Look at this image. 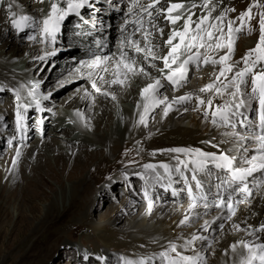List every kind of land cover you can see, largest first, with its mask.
I'll return each instance as SVG.
<instances>
[{
  "label": "bare ground",
  "instance_id": "bare-ground-1",
  "mask_svg": "<svg viewBox=\"0 0 264 264\" xmlns=\"http://www.w3.org/2000/svg\"><path fill=\"white\" fill-rule=\"evenodd\" d=\"M116 1V3H118V0ZM229 1L230 0H210L211 17L214 18L219 15L220 12L225 11L228 8ZM51 2L52 0H2L0 2V28L1 34L8 37L6 45H11L12 39H17L15 43L13 42L14 48L10 53H7L5 50L0 51V87H2L5 92L11 94L7 97H11L10 101L13 102V98H15L10 89H15L20 94L21 102H24L28 98L27 90H29V86L31 85L28 81L31 83L36 82L34 78L31 79L28 77L34 72V66L40 65L38 66L39 70L46 67L45 71H47L51 64L53 66L59 64L61 67L49 70L45 81L41 82V89L44 87L45 83H50V87H54L55 89L62 88L68 78H76L77 71L81 72V77L86 78L87 81L84 82L85 84L83 86L79 87V93L75 92L74 97H72L74 93L69 92L67 93L68 95L58 98L59 100L53 101V103L52 100H49V103L54 105V108L56 107L54 102H60V107L57 106L58 109H55L54 113L45 114L42 111L43 107L47 105L45 101L40 103L41 109H37L35 104H31L26 111L21 109L23 114L21 127L16 132H8L13 140H0L1 145L4 147V152L6 153V156L0 159V173L2 176L4 175L6 178L10 179L9 193L6 200L4 199V191L3 195H0V201L3 202V206H6L4 209L0 207V212H6V215L10 216L12 213L8 211L7 208L11 207L14 209V206H16V217L19 218V210L24 208L21 216L24 220L28 215H31L34 219H40L41 217L48 218L47 211L50 210L57 211L61 215L66 209H70L74 206L72 205L73 202L78 201V198L76 199V197H74V192L82 190L81 185L86 183L85 180L87 179L88 173L91 174L89 164L94 166L93 172L94 175H96L100 171H105L108 167L105 163L110 161L113 163V160L120 156L121 150L127 153L128 156L136 155L138 157L145 153L149 155L160 153V156H149L153 161L162 158L164 156L162 154H168L170 157H168L169 159L166 162L169 166L167 172L164 171V173H162L161 170L158 171L156 168L154 170L145 168L140 172L137 170L125 173L118 172L115 178L111 179L117 180L116 185L119 184L118 187L115 188L114 193L117 194V190L119 192L130 191V185L127 184L126 181H131V186L134 184L136 186L135 190L138 193H144L146 199H149V197L150 199L147 203L145 202V208L138 221L131 222L132 220H130V217H132V211L130 209L126 210L125 208L123 212L118 215L116 214L117 211H115V216L113 217H111L110 214L114 212L115 208L103 210V215L107 220L104 221V225L94 228L95 234L101 237L103 243V249L99 251V258L96 259V261H102L99 264H106L104 263L106 260V254L103 251L104 246H111L112 248L107 249L109 255H116V262L121 264L120 254H112L111 250L116 247V244H121L120 240H122V238H127L128 241L132 242L134 245V252L153 254L157 261L148 260L149 264L161 263V259L163 260V258L158 254L161 251L168 250L170 244H175L177 250L184 255L194 256L197 253L200 254L204 241L212 235L210 221L207 226L203 228L195 227L194 229H185L181 220H184L186 214H189L188 205L191 200L187 201L179 191L183 188L188 189V187H191V180L196 183V181L192 179L195 175L201 187L197 189L195 185L191 188L193 193L199 198L204 193L207 195V199H210V194H208L210 191L207 185H209L212 178H215V182L218 181L219 183L221 181V184L217 186L221 194L216 190V193L221 197V201L223 199L229 201L230 198L231 201L235 203V200L241 198V201H238L242 202L245 206L246 202H244V197L247 196V193H234L233 189L237 187V183H225L230 177L224 171L216 169L214 165H207L204 171H194L187 156L169 150L182 147L200 149L205 152L224 151L236 157V163L243 166V161L245 159L241 157L238 145L232 141L237 139L235 136L237 131H242L247 128V123L249 121L248 116L252 101L248 98L245 85L242 84L243 87L241 85V93L237 96V99L243 98L245 104L231 117L230 124H224L218 120L217 124L214 125L210 112L207 115L205 114L206 104L200 107L195 106L194 108L191 107L192 105L188 106L189 101L195 98L179 104H174L166 116L163 114L165 105L160 104L151 107L149 111L145 113L146 123L141 124L139 122V113L143 110V99L140 96V90L144 85L151 83L154 79L161 80L162 87L159 90V96L160 98L167 97L169 102H171L174 97H179L186 93L199 94L206 101L209 97V93H199L198 90L201 86H199V82L196 81H202L203 85L210 81H214L219 71V64L213 65L208 63L202 64L200 67L191 65L186 80L174 87L172 84H168V81L165 80L158 71V69L163 66L161 61H151V64H154L155 67H150L149 61L144 59L143 53H134L129 48L125 47L124 51L128 52L130 57L135 58L136 71L128 74L127 78H125L123 74L121 75L120 78L124 79L123 85L109 84L108 81L115 78L116 71L111 61L119 58L122 40L131 37L133 40L139 41L141 47H145L143 33H149L150 35H148V37L154 34L155 39H153V41L150 42V39L147 38L149 45L156 55L163 56L166 54L168 45L165 41L170 31L174 28H182L183 25L182 20L178 21L175 25L169 24L164 18L165 14L163 12L157 14V8H167L169 0H159L157 8L150 10L153 14L152 17L141 12L139 7L140 5L146 7L151 0H138L137 4H133V0H128L125 5L126 10L124 13L125 15L123 14L124 16H119L114 6H111L106 0H88V4L81 8L78 14L70 13L64 19L59 28L61 30L56 33L54 42L46 39L51 48L44 49L43 47L47 46L40 43L44 40V37L40 36L39 28L29 27L22 31H17L11 26L8 12L9 6H11L10 10L16 15L27 14L26 11L32 9L36 11L35 18L38 17L37 21H40L43 16L47 14ZM57 2L60 3L61 6H66V0H57ZM99 2L101 5L98 4ZM171 2L176 3L181 2V0H171ZM182 2L185 7L193 13L192 21L194 27L199 17L204 15L207 11L203 7V0H182ZM193 4L197 5V7L193 8ZM130 5L133 6L131 12H129ZM18 6L20 9H17ZM185 15H187V13H185ZM226 18H229V16L227 15ZM138 20L140 21L139 24L136 23ZM107 22H109L111 27H115L113 30L115 37H113V39L111 38V42L110 36L107 33V27H105ZM69 23H72L74 26L78 24L76 26H78V28L80 27V29H74ZM226 23L227 22H225V24ZM65 24H68L67 27L64 26ZM137 27H140L139 32L136 31ZM6 28L11 33L7 31ZM158 29L162 30V34ZM87 33H90L92 37H88ZM29 36H34L35 38L29 39ZM24 37H28L29 41L35 42L38 47L31 48L32 46L30 44L18 45L24 41ZM106 43L108 44L107 48L105 47ZM66 49H72L73 52L65 53L64 50ZM45 50H48V53ZM60 50L62 51L61 53H59ZM95 51L98 52V56H108L110 58V62L106 65L107 71L104 73V82L101 83L100 86L111 95H105L103 91L101 93L94 92L95 90L91 87L92 80L89 78L88 73L92 72V78L96 79V70L89 69L86 66L91 61L89 59L86 60V57L90 56V52ZM201 51L203 52V49ZM225 51L226 49L217 51L213 58L224 54ZM49 53L50 55H48ZM58 56H61V59H57ZM40 57H43V59H40ZM33 59H35L37 63L32 67L28 62ZM234 59V57H231L229 62L232 63V61H235ZM63 65L65 66L62 67ZM140 65L146 72L141 71ZM239 67L240 66L237 65V68ZM142 75H144V77L141 79V83L138 82L136 85L131 84L135 76L141 78ZM227 75L229 77L231 76V74ZM202 76H204V79L197 80V78L200 79ZM190 77L193 78L194 84L188 85ZM223 80L224 78L222 77L221 81L223 82ZM248 80L250 79L246 78L245 83H247ZM125 90H128L130 93L125 95ZM228 91H232V89L229 88ZM112 95L115 96V103L110 100ZM107 96L109 97L108 99ZM124 96H126L124 100H120ZM73 98L75 99L70 103ZM212 98L213 105L223 104L232 100V97L228 95L222 97L214 94ZM257 103L258 101H256V104ZM247 105H249L248 112ZM31 109L41 117L42 124H40L41 126L39 125L40 131L37 132L41 134L42 131H50L48 135L42 137L40 141L32 139V134L35 135L32 132L34 130V124L26 121L29 113L33 112L30 111ZM191 111H196L205 118L193 112L191 116L187 117L189 119L185 123H182V121H180L181 113ZM5 113L8 114V109L0 111L1 129L9 123L4 120L7 116H15L16 106L11 114L6 116ZM152 116L153 121L150 123V118ZM242 116H245L246 119H241L240 117ZM48 118L54 121L53 128H48L46 125V123H48L46 122ZM239 119L243 121L242 126H240L237 121ZM36 120L39 121V117H37ZM106 122H110V126H107ZM50 123L51 122H49V124ZM249 129L251 130V128ZM61 135H63L64 138L61 137ZM216 139L219 142H216ZM30 141H32V144L27 145ZM128 145H130L132 149L128 147ZM135 148L139 151L136 152ZM226 149L230 151L228 152ZM249 152H251V150H249ZM249 152H245L244 154L249 157ZM97 153H102V155L100 156L101 159L98 161V164L95 165V154ZM176 157L183 159L185 163L188 164V167L182 166L181 171L178 172L176 170ZM8 159L10 161H8ZM240 159H243V161ZM187 173L191 176L187 175L186 183L185 179L181 178V174L186 175ZM254 175L256 176L253 177ZM223 176L224 180L221 179ZM155 177L161 180L156 181ZM247 179H250L249 182L244 181L243 183L247 185L249 191L253 189L254 195L258 198L252 197L250 199L251 202H249L250 206L247 207V209L243 208L244 211L242 215L226 223V232L223 239L218 244V247L216 246L211 253V258L209 260L211 264H234L239 255L245 254V249L242 245H237L235 252L230 248V245L237 241L264 243V236H259L260 231H264L260 229V225L264 224V172L254 173L252 176L247 177ZM15 180L22 183V187L20 185H15ZM178 180H183V185L178 186ZM257 180H260V183H256ZM204 181L207 183L206 186L203 184ZM163 185L172 187L176 192L172 197H178L184 202L174 207L168 208L169 205H166L164 208L161 207V210L156 212V216L153 218L155 219L158 216L160 220L156 222V224L153 225L155 227L152 228L153 220L148 221L146 218L154 209L155 204L159 202L157 200V189L159 186ZM256 186H258L257 189H255ZM92 191L95 192L94 190ZM98 193L101 195V201L100 198H98V200L92 199L91 195L85 196L86 198L81 200L84 207L87 206L90 201L92 203V201L96 200L97 204L98 202L101 204L102 202L111 200L109 191L105 190V188L101 187V189L96 192V194ZM7 200L9 201L8 203H6ZM200 201L199 206L195 203L196 210L200 211L201 207H206V205L210 208V203L205 198L202 197ZM42 202L45 203L43 208L40 206ZM181 204L183 205L181 206ZM128 207L130 208V205ZM82 208L83 206L81 209ZM85 209H87L89 214L92 212L91 207ZM223 209H225V211L221 209L214 211L215 213L211 216L210 220H212L213 217L220 216V221H223L226 213H228L226 205ZM126 211L127 213H125ZM124 214H127V216ZM169 215L175 216L173 221L165 223L161 221L163 217H166L167 220V218L170 217ZM125 220H127L128 223L125 227H122L123 224L121 223ZM24 224L28 225V231L33 229V225L30 222ZM237 225L239 229L235 227ZM110 227L111 229H109ZM6 233H8L6 228H2L0 237L2 238ZM9 233H11V230ZM18 233L16 234L18 243H16L12 251L16 254L24 250L25 244L27 243L26 239L30 237L20 236ZM142 235L144 238H141ZM193 236L197 237L195 241L192 240ZM199 237H204L206 239H200ZM119 248L122 249L123 247L119 246ZM81 255L83 257L85 254H83L82 251L76 250L73 259L78 260L80 259L78 257H81ZM169 255L174 256L175 253L169 252ZM60 258L61 256H59V259Z\"/></svg>",
  "mask_w": 264,
  "mask_h": 264
},
{
  "label": "rangeland",
  "instance_id": "rangeland-1",
  "mask_svg": "<svg viewBox=\"0 0 264 264\" xmlns=\"http://www.w3.org/2000/svg\"><path fill=\"white\" fill-rule=\"evenodd\" d=\"M1 1L2 0H0V2ZM106 1L111 6H114V9L116 10V12L118 13L119 16L125 15L124 14L125 10H126L125 5L127 4L128 0H118V3H116L117 2L116 0H106ZM98 4L101 5L100 2ZM249 6H252L251 7L252 19L250 21H247V19H246V25H250L251 30H249L248 26H245L242 29V31L239 33L238 38H237V42H235L234 53L231 56V57L235 58L234 59L235 61H232V62L239 61L240 58L245 54L246 50L253 47L255 45V42L258 40V36H259V28H258L259 15L261 12H264V0H230L229 4H228L227 9H234L235 11L227 12V15L229 16V18H225V22H227L228 19H231L234 23V26H240V20L238 19V17L240 16V14L242 12L247 10L249 8ZM17 9H20V7L18 6ZM26 13L32 15L35 18V15H36L35 10L28 9V11H26ZM35 19L37 20L38 17ZM69 24H71L74 29L75 28L80 29V27L78 28V26H76L78 24H75V26L72 23H69ZM67 25L68 24H65L64 26L67 27ZM105 27H107V33L110 36V42H111L113 37H115L114 33H113V30L115 27L114 26L111 27V25H109V22H107L105 24ZM6 30L9 31L7 28H6ZM18 36H19V34H18ZM87 36L92 37V35L90 33H87ZM148 38L150 39V42L153 41V39H155L154 34H151V37H148ZM7 40H8V37L3 36L1 34V28H0V51L5 50L7 53H10L11 50L14 48L13 46H14V43L17 39H12V41H11L12 43L9 46L6 45L8 42ZM40 43L47 46V47H43L44 49L45 48H47V49L51 48V46L47 42H44V43L40 42ZM28 44H30L32 46L31 48H35V47L37 48L38 47L35 42H30L28 37H24V41L19 43L18 45L22 46V45H28ZM105 47L106 48L108 47L107 43H106ZM45 51L47 52L48 50H45ZM61 52L62 51L60 50L59 53H61ZM64 52L65 53H72L73 50L72 49H66V50H64ZM48 55H50V53ZM89 55L90 56L86 57V60L87 59H89V60L94 59V57L98 56V52L97 51L90 52ZM57 59H61V56H58ZM11 62H12V60H11ZM36 63L37 62L35 61V59L28 62V64L32 65V67ZM38 66H40V65L34 66V69H33L34 72L31 74L32 77L28 76L31 79L34 78L36 81V82H32L33 84L30 81H28V83L31 84L29 86V90L32 89L34 84L36 85V87H35V98L39 99L40 103H42L43 101H45V103H47V105L45 107H43V109H42V111L45 114L46 113L47 114L48 113L49 114L54 113L55 109H58V107H60V102H58V103L54 102L56 104V107L54 108V105H51L49 103V100H52V103H53V101L59 100L58 98H61L65 95H68L67 93H69V92L74 93L72 95V97H74L75 92L79 93V90H78L79 87L83 86L85 84L84 82L87 81L86 78L81 77V75H82L81 72L77 71L76 72L77 76L75 75L76 78H74V79L68 78L66 83L63 84L62 88L55 89L54 87H50V85H51L50 83H45L44 87L41 89V85H42L41 82L45 81L49 70L52 68L57 69L61 66L59 64H56L55 66H53L51 64L50 68L47 71H45L46 67L39 70ZM64 66L65 65H63L62 67H64ZM238 66L242 67L243 65L241 63ZM140 69H142L141 65H140ZM229 74H231V73H229ZM187 76H188V74H187ZM143 77H144V75H142L141 78H139L138 76H135L134 80L132 81L131 84L136 85L138 82L141 83L142 82L141 79ZM39 78H41V79H39ZM202 79H204V76H202L200 79L197 78V80H202ZM38 80H39V82H38ZM189 80L190 81H189L188 85L194 84L192 77H190ZM196 82H199L198 83L199 86H201V87L203 86L202 81H196ZM243 85H245V90L248 92L249 100L252 101V103H251L252 105H251L249 116H248L249 121L247 123L246 129L236 132L235 136L237 139L233 140L232 142L238 145L239 153H240L241 157L243 159H245V158H248V155L244 154L245 152H249V150H251V152H249V154L250 155L254 154L252 150L256 147L257 142L253 138L255 136L261 135V133H264V131H262V129L260 127V122H259L260 121L259 114H258L259 104L258 103L256 104L257 100L255 98L250 99L251 81L248 80L247 83H245ZM243 85H242V87H243ZM29 90H27V93L29 92ZM37 91H39V93ZM129 93L130 92L128 90L124 91L125 95H127ZM0 95H1L0 111L8 109V114L5 113L7 116L15 110V106H16L17 102L15 101V98H13V102L10 101L11 97H9V98H7V97L10 96L11 94H9L5 91L4 92L0 91ZM125 97L126 96L122 97L120 100L123 101ZM108 98L109 97L107 96V99ZM74 99L75 98L71 99L72 101H70V103H72ZM110 100L113 103H115V99H113L112 96L110 97ZM24 103L35 104L33 102V97H30L29 95H28L27 100L24 101ZM188 106H191L192 108L197 106L196 100L193 99V100L189 101ZM248 109H249V105H247V112H248ZM30 111H33V110L31 109ZM193 112L198 114L196 111H193ZM193 112L191 111V112L181 113L180 121H182V123H185L189 119L187 117L191 116V114ZM198 115L202 116L200 114H198ZM11 117H12V120H11ZM37 117H39V121L35 119ZM202 117H204V116H202ZM240 118L241 119L243 118L244 120L246 119L245 116H242ZM150 119H151L150 123H152L153 116ZM4 120L8 121L10 124L7 123L8 125L6 124L5 126L2 127V129L0 127V129H1L0 140L1 141L2 140H10V139L13 140V138H11V136L8 134V132H10V133L16 132L19 129L16 126L15 116L9 115ZM26 121L34 124V130L32 132L35 135L32 134L33 140H39L40 141V139L42 137L48 135V133L50 132L49 130H48V132L42 131V133H41L42 135L39 134L40 132H37V131H40V126H41L40 124H42V122H41V117L38 116V114H36L35 111L29 113ZM237 121L240 124V126H242L243 121L240 119ZM46 122H48V123H46L48 128L54 127V123H53L54 121H52L48 118ZM49 122H51V123L49 124ZM106 125L110 126V122L109 123L106 122ZM249 128H251V130ZM248 130H249V132H248ZM39 136H40V138H39ZM61 137L64 138L63 135H61ZM32 141L27 143V145L32 144ZM216 142H219V141L216 139ZM128 147H130L132 149V147L130 145H128ZM0 148H1L0 149V159H3V157L6 156V153L4 152V149H3L4 147L1 145V142H0ZM59 149H60V146H59ZM215 149H217V148H215ZM135 150H136V152L139 151L137 148H135ZM226 150H228V152L230 151L229 149H226ZM80 151H82V150H80ZM240 151H242V152H240ZM101 155H102V153L95 154L96 159H97V160L95 159V165L98 164V161H100ZM146 155H148V156H146ZM156 155L160 156V153H158ZM156 155H149V154L145 153L139 157L136 155L135 156H133V155L128 156L127 153H124V151L121 150L120 156L116 157L113 160L114 161L113 163L111 161L108 163H105L108 165L107 169L105 171H100L96 175H94V172H93L94 166L93 165L91 166L89 164V170H90L91 174L88 173V175L86 177L87 178L86 180L88 182L85 180L86 183H83L81 185L82 190L81 191L77 190L74 192V197H76V199L78 198V201L73 202L72 205H74V206L70 209H66L63 212V214H61V215L57 211L50 210V211H47L48 218L41 217L40 219L39 218L34 219V217H32L31 215H28V216H26L27 218L24 220L21 217L22 213L24 211V208L22 210H19V212H20L19 218L16 217V211H15L16 206H14V209L11 207L7 208V210L12 213V215H10V216L6 215V212H4V213L0 212V226H3V227H0V231L4 227L8 231V233L3 235L2 238L0 237V264H89L90 262H91L90 264H99L100 262H102V261H100V262L96 261V259L99 258L98 257L99 251L101 249H103V243H102L101 237L98 234H95L94 228L104 225V221L107 220L105 218V216L103 215V210L105 211V210H110V209L115 208L114 212H112L110 214L111 217H113V216H115L114 215L115 211H117L116 214L118 215L121 212H123V210L125 208H126V210L130 209L132 211L131 212L132 217H130V220H132L131 222L138 221L140 216L142 215V211L145 208L144 204H146L147 201L150 199V197H149V199H146V195H144V193H138L135 190L136 186L134 184H132V186H131V181H126V183L130 185L129 186L130 191L119 192L117 190V194L114 193L115 188H117L119 184L116 185L117 180H111V179L115 178V176L117 175L118 172L125 173V172H129V171L132 172L135 170L140 172L143 169H145L144 165H146V164H152L155 166L151 170H154L156 168L158 171L161 170L162 173H164L165 170H164V168L160 167V165L166 164V162L169 159L168 157H170V156L168 154H162L164 156L162 158H159L160 160L155 159L156 161H153V159L149 157V156H156ZM166 155H167V157H166ZM243 159H240V160L243 161ZM8 161H10V160L8 159ZM211 166H213V165H211ZM0 172H1V167H0ZM187 175L191 176L189 173H187L186 175L181 174V178L185 179V178H187ZM255 176L256 175H254L253 177H255ZM260 177H262V176H260ZM132 179H133V177H132ZM221 179L224 180V176ZM155 180L160 181L161 179H158L157 177H155ZM249 180L250 179L246 178L245 181L249 182ZM9 181H10V179L6 178L4 175L2 176V174L0 173V195L1 194L3 195V191H4V199L5 200H6V197L8 196V193H9V185H10ZM17 181L15 180V185H17V186L20 185L22 187V183H19ZM20 181H22V180H20ZM188 181H189V178H188ZM190 182L192 183L191 187L193 188V186H195L196 183H194L192 180ZM256 183H260V180H257ZM203 184H204V186H206L207 183L204 181ZM220 184H221V181L219 183H218V181L215 182V178H212V180H210L209 185H207V188L210 191L208 193V194H210V197H209L210 199H207V195L204 193L202 196H200V198L198 196H196V194L193 193V197L195 198V202H196L197 206H199V203L201 202L200 200L203 197L210 203V208H208L207 206L206 207L202 206L200 211H198L194 207L191 211V214H186V216H188V219L185 220L183 223V227L185 229H194L195 227L203 228V227L207 226V224L210 221V227L212 228L211 229L212 235L210 236V238H208L204 241V243L201 247L202 251L200 253V255L205 258L206 264H211V261H209L211 258V253H212V251H214V248L216 246L218 247V244L223 239V236L226 232L225 231L226 223L229 221V219L227 217L230 215V213H226L223 221H220V218L217 219L214 223H213V220H210L211 216H213V214L215 213L214 211H218V209H217V207H215V205H217L221 202V197L219 196L218 193H216V190L219 192V190H218L219 188H217V186H219ZM179 185H183V180H178V186ZM214 185H216V186H214ZM222 185H223V183H222ZM101 187H103V188H105V190L109 191V196L111 197V200L102 202L101 204H99V202H98V204H97L96 200H98V198H100V201H101V199H102L101 195L99 193L96 194V192H98V190L101 189ZM131 187H132V189H131ZM257 188H258V186L255 187V189H257ZM83 190H85V191H83ZM92 190H94L95 192H93ZM157 192H158L157 200L159 202H157L155 204L154 209L149 213L150 215L146 218L148 221L153 220L152 221V228L155 227L153 225H155L156 222H158L160 220V218L158 216L155 219H153V218L156 216V212L161 210L160 209L161 207L164 208L166 205H169L168 208L174 207L175 205L184 202V201L180 200L178 197H175V198L172 197V196H174V194H176V192L170 186H165V185L159 186L157 189ZM179 192L181 195H183L185 197V199L187 201L190 200V197L188 195V191L186 188L181 189ZM233 192L236 193L237 191L233 190ZM254 194L255 193H254L253 189L250 190L249 192H247V196L244 197V199H245L244 202H246L245 206L243 205L242 202L238 201V200L241 201V198L238 200H235V203H233L231 201V204L235 210V214L233 215L234 217L232 216V219L236 218V217L238 218L242 215V212L244 211V209H247V207L250 206L249 202H251L250 199L252 197L258 198ZM88 195H91L92 199H96V200L92 201V203L90 201L87 205L88 207L92 208V212L90 214L87 212V209H85L88 207L87 206L84 207V205L81 201V200H84L86 198L85 196H88ZM174 199H176V200H174ZM225 200H227V199H225ZM225 200L224 199L222 200L224 202L223 206L221 208H219L222 211H225V209H223V207L225 205L227 206V204H228V201H225ZM162 201H164V202H162ZM8 202L9 201L7 200L6 203H8ZM183 204H181V206ZM44 205H45V203L42 202V204H40L41 208H43ZM129 205H130V208L128 207ZM212 205H213V207H212ZM82 206H83V208L81 209ZM0 207H2L3 209L6 207L5 205L3 206L2 201H0ZM226 210L228 211V208ZM50 213H51V215H50ZM81 213H82V215H81ZM125 213H127V211ZM83 214H85V215H83ZM25 215H26V213H25ZM124 215L127 216V214H124ZM79 216H80V218H79ZM169 216L170 217H168L167 220H166V217H163L161 221H163L164 223L173 221L175 216H173V215L172 216L169 215ZM205 221H208V223L205 224ZM27 222H30L33 225V229L31 231L30 230L28 231L27 230L28 225L24 224ZM127 223H128L127 220L123 221L121 223V224H123L122 227H125L127 225ZM221 224L224 225L223 228L220 227ZM109 229H111V227ZM10 230H11V233H9ZM17 233L20 236H30L32 239L31 240L30 237L28 239H26L27 240L26 241L27 243L25 244L26 249L24 248V250H22V252H20L18 254L12 252L14 247L16 246V243H18V238L16 236ZM260 235H262L261 237H263L264 231H260L259 236ZM141 238H144V236L142 235ZM120 241H121V244H116L115 245L116 247H114L111 250V253L112 254H118V255L120 254L121 264H126V262L129 260L133 261L134 264H138V262L140 260H144V264H149L148 260H152V261L156 260L157 261V259L151 253L141 254L139 252L138 253L134 252V245L132 244V242L128 241L127 238H122V240H120ZM209 244L211 245L210 247H209ZM119 246H122L123 248L120 249ZM110 248H112V247L111 246H104L103 251L106 254V260L104 261V263H106V264H118L116 262L117 256L116 255H109L107 249H110ZM76 250L82 251V253L85 255L83 257H82V255H81V257H78V258H80L78 260L73 259V255L75 254ZM128 250H130V251H128ZM86 255L88 257L87 259L84 258ZM59 256H61L60 259H59ZM57 259H59V260H57ZM159 264H165V261L161 259V263H159Z\"/></svg>",
  "mask_w": 264,
  "mask_h": 264
},
{
  "label": "snow or ice",
  "instance_id": "snow-or-ice-1",
  "mask_svg": "<svg viewBox=\"0 0 264 264\" xmlns=\"http://www.w3.org/2000/svg\"><path fill=\"white\" fill-rule=\"evenodd\" d=\"M138 0H133V4H137ZM159 0H151V2L145 7L140 5L141 12L146 13L149 17H152L153 8H157ZM88 4V0H66V6H61L57 0H52L48 12L43 16L42 20L37 21L33 16L24 14L16 15L10 9L8 15L10 17L11 26L17 31H22L29 27H38L41 37L45 39L55 41L56 33L59 31L61 23L70 13H79V10ZM258 6V5H257ZM132 5L129 6V12L132 11ZM193 8L197 5L193 4ZM203 7L207 10L204 15L200 16L198 21L195 22L193 27L192 15L193 13L185 7L184 3L176 2L173 3L169 0L167 8L159 9L157 8V14L163 12L165 14V19L169 24L175 25L178 21H183L182 28H174L170 31L165 43L168 45V51L163 56H158L153 51L152 47L148 43L147 32H144L145 47H141L139 41L133 40L131 37L126 38L121 41V48L119 50V58L111 61L116 69L115 78L108 81L109 84H120L123 85L124 79H121V75L127 78L128 74L134 73L136 71L135 58L130 57L128 52L124 51V48H129L134 53H143L144 59L149 61L150 67H155L151 64L153 60H159L162 62V67L158 71L162 74L163 78L170 82L174 87L180 85L187 78V73L189 67L194 65L200 67L202 64L211 63L213 65L219 64V71L216 75L214 81L203 85L198 91L199 93H209V97L205 99L199 94L186 93L179 97H174L171 102L168 101L167 97L160 98L159 90L162 87L161 80L154 79L151 83H148L140 90V96L143 99V110L139 113V122L141 124L146 123L145 113L149 111L151 107L163 104V114L166 116L172 109L174 104H179L184 101L191 100L195 98L197 107L206 104L205 114L210 112L212 117V123L217 124L218 120L224 124L231 123V117L236 114L244 104L243 98L237 99L238 94L241 93V85L246 82V78H250L251 81V98H255L259 104V119L260 127L264 131V12L259 15V36L255 45L246 50L245 54L240 58L239 61L230 63L231 56L234 53L235 42L238 38L239 33L246 25L247 21L252 19L251 7L240 14L238 19L240 20V26H234L231 19L227 20L225 24V18L227 12L235 11L234 9H226L220 12L219 15L214 18L211 17L210 0H203ZM187 13V15H185ZM137 24L140 23L138 20ZM226 29V32H225ZM137 32L140 31V27H137ZM161 31L162 34V30ZM34 36H29V39H34ZM203 49V52L201 51ZM221 49H226L224 54L219 55L216 58L215 53ZM43 59V57H40ZM110 62L108 56H96L92 59L86 66L89 69L96 70V79L92 78V72H89V78L92 80L91 87L97 93L105 95H111L106 90H103L100 86L104 82V73L107 71L106 65ZM242 63V67L237 68V65ZM166 70V71H165ZM145 71V69H141ZM231 73L229 77L227 74ZM224 78L223 82L221 78ZM99 82V83H98ZM35 87L34 84L32 89L29 90L28 95L33 97V102L36 108H40L39 99L35 98ZM231 88L232 91H228ZM4 89L0 87V91ZM13 92L16 100V113L15 121L17 128L21 127V121L23 119V114L21 109L25 111L31 106L30 103L21 102L20 94L15 89H10ZM220 96H231L232 100L225 102L223 104L213 105V95ZM115 99V96L112 95ZM139 107V105H138ZM238 135V134H237ZM257 143L256 147L252 150L253 153L250 157L245 158L243 161V166L236 163L237 158L231 156L230 154L220 151V152H205L200 149L191 148H172L169 151L184 154L187 156L194 168V171H204L206 166L211 164L214 165L216 169L224 171L230 179L225 181V183L232 184L237 183V187L234 191L237 192H249L247 185L243 182L247 177L252 176L257 172H264V134L255 136L253 138ZM177 164L176 170L181 171V167H188L183 159L176 157ZM146 169H153L155 166L152 164L144 165ZM160 167L164 168L167 172L169 166L167 164H161ZM196 181V188L199 189L201 184L197 180L196 176L192 177ZM185 182L187 180L185 178ZM188 195L191 202L188 205L189 214H191L192 209L195 207V198L193 197V190L191 187L187 189ZM223 201L215 205L218 209L223 206ZM207 206V205H206ZM151 207V206H149ZM228 213L230 215L227 217L229 220L235 214V210L231 204V199L229 198ZM219 216L213 217V223L219 219ZM188 219V216L181 220L184 223ZM208 221H205L207 224ZM221 228L224 227L223 224L220 225ZM239 229V226H235ZM260 229L264 230V224L260 225ZM200 239H206L204 237H199ZM197 237L193 236L192 240L195 241ZM191 243V242H190ZM237 245H242L245 249V254L239 255L238 259L234 264H264V243H252L248 241H237L230 245V248L235 252ZM211 245L209 244V247ZM169 252L175 253L174 256H170ZM160 257L163 258L165 264H206L205 258L199 253L194 256L184 255L177 250L175 244H170L169 249L161 251L159 253ZM87 259V255L84 257ZM126 264H134L133 261H127ZM138 264H144V260H140Z\"/></svg>",
  "mask_w": 264,
  "mask_h": 264
}]
</instances>
